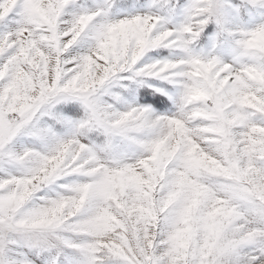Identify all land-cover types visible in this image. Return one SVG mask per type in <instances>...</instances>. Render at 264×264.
<instances>
[{
  "label": "snow or ice",
  "instance_id": "obj_1",
  "mask_svg": "<svg viewBox=\"0 0 264 264\" xmlns=\"http://www.w3.org/2000/svg\"><path fill=\"white\" fill-rule=\"evenodd\" d=\"M0 264H264V0H0Z\"/></svg>",
  "mask_w": 264,
  "mask_h": 264
}]
</instances>
